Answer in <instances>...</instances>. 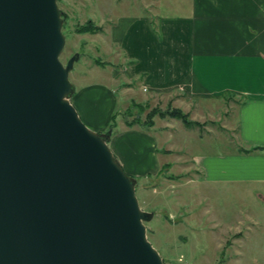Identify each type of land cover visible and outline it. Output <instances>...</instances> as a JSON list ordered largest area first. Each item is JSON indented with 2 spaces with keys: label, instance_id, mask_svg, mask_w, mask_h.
Returning <instances> with one entry per match:
<instances>
[{
  "label": "water",
  "instance_id": "95a60500",
  "mask_svg": "<svg viewBox=\"0 0 264 264\" xmlns=\"http://www.w3.org/2000/svg\"><path fill=\"white\" fill-rule=\"evenodd\" d=\"M57 0H0V264H164L135 177L70 101Z\"/></svg>",
  "mask_w": 264,
  "mask_h": 264
},
{
  "label": "crops",
  "instance_id": "0c3cea01",
  "mask_svg": "<svg viewBox=\"0 0 264 264\" xmlns=\"http://www.w3.org/2000/svg\"><path fill=\"white\" fill-rule=\"evenodd\" d=\"M144 11L118 14L109 28L130 82L179 103H233L226 110L234 137L210 130L219 145L192 152L191 167L211 190L243 187L264 210V0H185L178 14L154 19ZM95 86L108 97L104 118L90 94L78 91L72 103L89 128L102 132L115 99L105 85ZM114 132L109 147L128 175L155 177L168 165L157 131L124 125ZM255 146L260 149L244 151Z\"/></svg>",
  "mask_w": 264,
  "mask_h": 264
},
{
  "label": "rangeland",
  "instance_id": "374dc122",
  "mask_svg": "<svg viewBox=\"0 0 264 264\" xmlns=\"http://www.w3.org/2000/svg\"><path fill=\"white\" fill-rule=\"evenodd\" d=\"M182 1L57 0L65 37L59 58L65 64L75 52L79 54L68 74L73 88L70 101L78 91L90 94L104 118L110 110L108 97L103 86L95 85L111 90L115 104L107 143L114 131L136 116L132 126L158 132L162 160L168 165L155 177H135V194L140 207L153 212L145 221L146 235L164 264H264V210L257 209L258 199L243 187L211 190L197 179L190 163L192 152L219 145V136L210 130L234 137L226 110L233 103H179L167 94L145 92L138 81L130 82L127 62L109 38L118 14L134 16L145 9L153 19L156 13L176 15ZM84 25L89 29L79 30ZM175 108L193 123L186 126L170 115Z\"/></svg>",
  "mask_w": 264,
  "mask_h": 264
},
{
  "label": "trees",
  "instance_id": "16d2710c",
  "mask_svg": "<svg viewBox=\"0 0 264 264\" xmlns=\"http://www.w3.org/2000/svg\"><path fill=\"white\" fill-rule=\"evenodd\" d=\"M153 26H154V25H153ZM88 29H89L88 25H84V26L81 27L79 30H81V31H85V30H88ZM154 30H155V29H154ZM155 31H156V30H155ZM131 64H132V62H131ZM140 106H141V105H140ZM139 110L142 111V110H143V106H141V107L139 108ZM153 110H154V109H153ZM154 111H155V110H154ZM161 114L164 115L165 113H164V112H161ZM169 114H170V115H173V116H175V117H178L179 119H181L182 122H183L186 126H189V125H191V124L193 123L192 121H190V120L188 119V115H187L186 113L182 112L180 109H177V108H175V109H171V111L169 112ZM113 116H114V114L111 115V122H110V124L108 125L106 131H107L108 129H111L112 126H113V123H112V122H113V119H112ZM137 117H138V116L135 117L134 121L127 122L126 125H127V126H132V125L134 124V122L137 121ZM147 123H149V124L152 123V120H151V117H150V116H149L148 119H147ZM149 126H150V125H149ZM255 149H260V147H259V146H255V147H251L250 149H245L244 151H245V152H250V151H253V150H255Z\"/></svg>",
  "mask_w": 264,
  "mask_h": 264
}]
</instances>
